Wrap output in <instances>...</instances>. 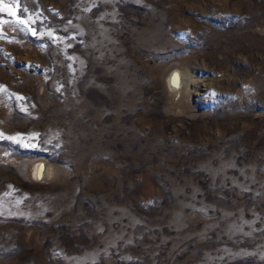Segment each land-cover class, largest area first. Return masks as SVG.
Masks as SVG:
<instances>
[{
    "label": "rangeland",
    "instance_id": "374dc122",
    "mask_svg": "<svg viewBox=\"0 0 264 264\" xmlns=\"http://www.w3.org/2000/svg\"><path fill=\"white\" fill-rule=\"evenodd\" d=\"M0 264H264V0H0Z\"/></svg>",
    "mask_w": 264,
    "mask_h": 264
},
{
    "label": "bare ground",
    "instance_id": "6f19581e",
    "mask_svg": "<svg viewBox=\"0 0 264 264\" xmlns=\"http://www.w3.org/2000/svg\"><path fill=\"white\" fill-rule=\"evenodd\" d=\"M193 78L194 76L187 70L176 69L168 76V84L176 91V96L181 97L194 83ZM34 167L35 175L39 179L54 174L56 170L53 166L48 167L44 163H37Z\"/></svg>",
    "mask_w": 264,
    "mask_h": 264
}]
</instances>
